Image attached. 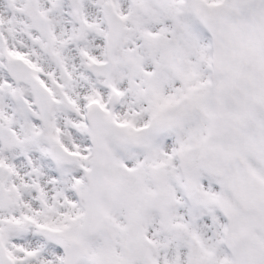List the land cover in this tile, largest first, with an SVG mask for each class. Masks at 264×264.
I'll list each match as a JSON object with an SVG mask.
<instances>
[{"label":"snow or ice","instance_id":"6c2138e0","mask_svg":"<svg viewBox=\"0 0 264 264\" xmlns=\"http://www.w3.org/2000/svg\"><path fill=\"white\" fill-rule=\"evenodd\" d=\"M0 264H264V0H0Z\"/></svg>","mask_w":264,"mask_h":264}]
</instances>
